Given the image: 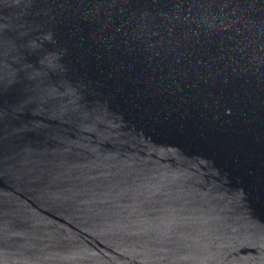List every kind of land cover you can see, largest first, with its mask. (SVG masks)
<instances>
[{
  "label": "water",
  "instance_id": "1",
  "mask_svg": "<svg viewBox=\"0 0 264 264\" xmlns=\"http://www.w3.org/2000/svg\"><path fill=\"white\" fill-rule=\"evenodd\" d=\"M0 264H264V0H0Z\"/></svg>",
  "mask_w": 264,
  "mask_h": 264
}]
</instances>
